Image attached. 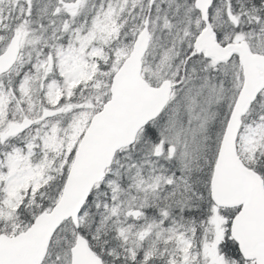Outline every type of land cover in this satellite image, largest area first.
I'll use <instances>...</instances> for the list:
<instances>
[{
    "label": "snow or ice",
    "instance_id": "6c2138e0",
    "mask_svg": "<svg viewBox=\"0 0 264 264\" xmlns=\"http://www.w3.org/2000/svg\"><path fill=\"white\" fill-rule=\"evenodd\" d=\"M0 264H264V0H0Z\"/></svg>",
    "mask_w": 264,
    "mask_h": 264
}]
</instances>
